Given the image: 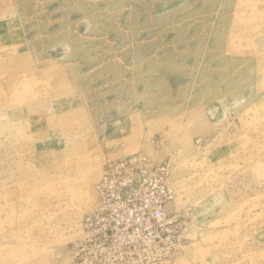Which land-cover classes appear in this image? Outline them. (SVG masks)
Returning <instances> with one entry per match:
<instances>
[{
  "label": "rangeland",
  "instance_id": "rangeland-1",
  "mask_svg": "<svg viewBox=\"0 0 264 264\" xmlns=\"http://www.w3.org/2000/svg\"><path fill=\"white\" fill-rule=\"evenodd\" d=\"M136 154L179 228L85 243ZM133 262L264 264V0H0V264Z\"/></svg>",
  "mask_w": 264,
  "mask_h": 264
},
{
  "label": "built area",
  "instance_id": "built-area-1",
  "mask_svg": "<svg viewBox=\"0 0 264 264\" xmlns=\"http://www.w3.org/2000/svg\"><path fill=\"white\" fill-rule=\"evenodd\" d=\"M165 172V167L155 165L143 154L109 161L97 185L100 206L83 221L85 243L110 245L116 243L117 233L139 231L145 224L146 230L178 229L167 212L176 193ZM156 242L161 243L162 237Z\"/></svg>",
  "mask_w": 264,
  "mask_h": 264
},
{
  "label": "bare ground",
  "instance_id": "bare-ground-1",
  "mask_svg": "<svg viewBox=\"0 0 264 264\" xmlns=\"http://www.w3.org/2000/svg\"><path fill=\"white\" fill-rule=\"evenodd\" d=\"M80 195H81V197L84 195V194H83V190L80 192Z\"/></svg>",
  "mask_w": 264,
  "mask_h": 264
}]
</instances>
